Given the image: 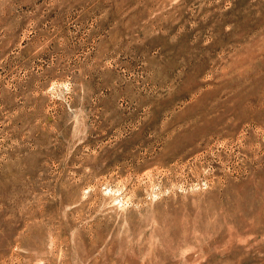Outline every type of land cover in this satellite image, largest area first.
I'll use <instances>...</instances> for the list:
<instances>
[{
	"label": "rangeland",
	"instance_id": "374dc122",
	"mask_svg": "<svg viewBox=\"0 0 264 264\" xmlns=\"http://www.w3.org/2000/svg\"><path fill=\"white\" fill-rule=\"evenodd\" d=\"M0 264H264V0H0Z\"/></svg>",
	"mask_w": 264,
	"mask_h": 264
}]
</instances>
